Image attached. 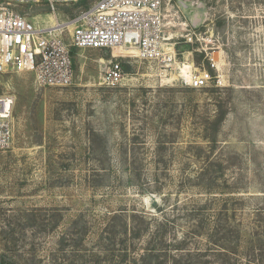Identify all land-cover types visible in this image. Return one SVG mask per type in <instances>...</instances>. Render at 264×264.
I'll list each match as a JSON object with an SVG mask.
<instances>
[{"label": "rangeland", "instance_id": "1", "mask_svg": "<svg viewBox=\"0 0 264 264\" xmlns=\"http://www.w3.org/2000/svg\"><path fill=\"white\" fill-rule=\"evenodd\" d=\"M165 20L167 77L121 48L76 50L66 88L0 72L15 97L0 264H262L264 0H166ZM111 60L118 89L103 85ZM185 64L208 87L184 84Z\"/></svg>", "mask_w": 264, "mask_h": 264}, {"label": "built area", "instance_id": "2", "mask_svg": "<svg viewBox=\"0 0 264 264\" xmlns=\"http://www.w3.org/2000/svg\"><path fill=\"white\" fill-rule=\"evenodd\" d=\"M87 6L74 17H59L61 7ZM166 0H0V72L33 73L39 87L74 83L76 50H132L167 77L177 67L175 46L167 34ZM26 8V9H22ZM49 12V14H47ZM46 15L47 20L42 16ZM66 34L68 38H66ZM180 69V68H179ZM182 82L208 87V72ZM126 80L123 64H107L103 85L118 89ZM14 96L0 95V151L14 136Z\"/></svg>", "mask_w": 264, "mask_h": 264}, {"label": "bare ground", "instance_id": "3", "mask_svg": "<svg viewBox=\"0 0 264 264\" xmlns=\"http://www.w3.org/2000/svg\"><path fill=\"white\" fill-rule=\"evenodd\" d=\"M179 71L181 73V76L190 79L194 73V68L192 65L185 64L183 66H180Z\"/></svg>", "mask_w": 264, "mask_h": 264}, {"label": "trees", "instance_id": "4", "mask_svg": "<svg viewBox=\"0 0 264 264\" xmlns=\"http://www.w3.org/2000/svg\"><path fill=\"white\" fill-rule=\"evenodd\" d=\"M82 4H84V5H86L87 6V2H83ZM74 55H75V51H74ZM222 249H224L223 248V246H220ZM264 263V261H262V264Z\"/></svg>", "mask_w": 264, "mask_h": 264}]
</instances>
